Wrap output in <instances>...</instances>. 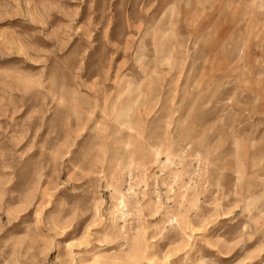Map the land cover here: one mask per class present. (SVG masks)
Instances as JSON below:
<instances>
[{
	"label": "rangeland",
	"instance_id": "1",
	"mask_svg": "<svg viewBox=\"0 0 264 264\" xmlns=\"http://www.w3.org/2000/svg\"><path fill=\"white\" fill-rule=\"evenodd\" d=\"M0 264H264V0H0Z\"/></svg>",
	"mask_w": 264,
	"mask_h": 264
}]
</instances>
